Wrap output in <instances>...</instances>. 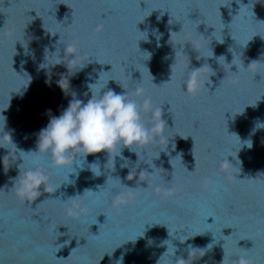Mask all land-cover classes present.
<instances>
[{
  "label": "water",
  "instance_id": "1",
  "mask_svg": "<svg viewBox=\"0 0 264 264\" xmlns=\"http://www.w3.org/2000/svg\"><path fill=\"white\" fill-rule=\"evenodd\" d=\"M99 71L163 136L77 170L29 152ZM0 114V264H264V0H0ZM33 168L52 191L22 199Z\"/></svg>",
  "mask_w": 264,
  "mask_h": 264
},
{
  "label": "clouds",
  "instance_id": "2",
  "mask_svg": "<svg viewBox=\"0 0 264 264\" xmlns=\"http://www.w3.org/2000/svg\"><path fill=\"white\" fill-rule=\"evenodd\" d=\"M67 51L71 54L72 48L69 46ZM200 69L201 66L191 67L189 71L185 83L189 93L194 94L200 86ZM101 71L94 82L86 84L90 93L87 101L75 98L69 100L67 107L58 116H51L47 125L39 131L37 151L29 152L50 156L54 168L77 170L81 169L79 160L87 163L86 158L89 155L103 152L115 161L117 157H121L124 148L131 150L133 147H144L163 136L164 120L161 110L152 106L150 98L144 95V90L136 88L132 94L141 98L139 102L130 98L126 90L117 93L108 88L109 81L106 86L101 85ZM61 89L64 90L62 87ZM142 112L147 116V123L142 118ZM3 118L5 125L6 118ZM259 128H264V123H257L253 132ZM7 134L12 142L11 136ZM244 144L249 148L252 146L250 139L245 140ZM117 148L120 149L119 154L113 155ZM93 166L100 168L98 159L88 163V169L92 173ZM69 174L73 173L69 171ZM46 182L47 176L40 168L27 170L20 178L17 195L22 199L35 200L40 196L42 188L44 191H52ZM208 183L211 186V182ZM129 194H117L115 203H122V197ZM165 195L171 193L166 192Z\"/></svg>",
  "mask_w": 264,
  "mask_h": 264
}]
</instances>
